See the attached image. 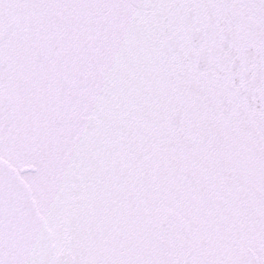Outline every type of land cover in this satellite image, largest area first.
I'll list each match as a JSON object with an SVG mask.
<instances>
[{"label":"flooded vegetation","instance_id":"flooded-vegetation-1","mask_svg":"<svg viewBox=\"0 0 264 264\" xmlns=\"http://www.w3.org/2000/svg\"><path fill=\"white\" fill-rule=\"evenodd\" d=\"M0 157L52 264H264V0H0Z\"/></svg>","mask_w":264,"mask_h":264},{"label":"water","instance_id":"water-1","mask_svg":"<svg viewBox=\"0 0 264 264\" xmlns=\"http://www.w3.org/2000/svg\"><path fill=\"white\" fill-rule=\"evenodd\" d=\"M52 232L19 172L0 158V264H51Z\"/></svg>","mask_w":264,"mask_h":264},{"label":"rangeland","instance_id":"rangeland-1","mask_svg":"<svg viewBox=\"0 0 264 264\" xmlns=\"http://www.w3.org/2000/svg\"><path fill=\"white\" fill-rule=\"evenodd\" d=\"M57 218V217H56ZM119 225L123 226V224H121V222H119Z\"/></svg>","mask_w":264,"mask_h":264}]
</instances>
